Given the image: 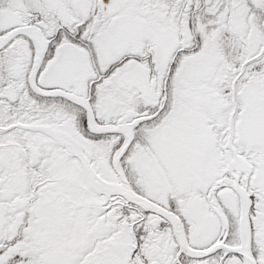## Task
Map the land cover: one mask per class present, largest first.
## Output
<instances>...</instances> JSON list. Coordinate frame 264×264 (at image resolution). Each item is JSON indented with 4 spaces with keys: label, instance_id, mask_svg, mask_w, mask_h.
<instances>
[{
    "label": "snow or ice",
    "instance_id": "snow-or-ice-1",
    "mask_svg": "<svg viewBox=\"0 0 264 264\" xmlns=\"http://www.w3.org/2000/svg\"><path fill=\"white\" fill-rule=\"evenodd\" d=\"M0 264H264V0H0Z\"/></svg>",
    "mask_w": 264,
    "mask_h": 264
}]
</instances>
